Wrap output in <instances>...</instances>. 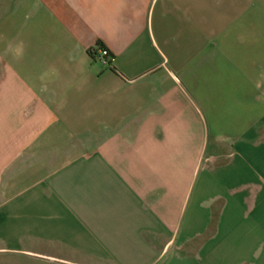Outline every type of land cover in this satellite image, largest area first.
Wrapping results in <instances>:
<instances>
[{
  "label": "crops",
  "instance_id": "1",
  "mask_svg": "<svg viewBox=\"0 0 264 264\" xmlns=\"http://www.w3.org/2000/svg\"><path fill=\"white\" fill-rule=\"evenodd\" d=\"M0 264H264V0H0Z\"/></svg>",
  "mask_w": 264,
  "mask_h": 264
},
{
  "label": "built area",
  "instance_id": "2",
  "mask_svg": "<svg viewBox=\"0 0 264 264\" xmlns=\"http://www.w3.org/2000/svg\"><path fill=\"white\" fill-rule=\"evenodd\" d=\"M92 51L95 60H98L108 66L111 65L110 62L112 61V55L107 48L99 44H95L92 46Z\"/></svg>",
  "mask_w": 264,
  "mask_h": 264
},
{
  "label": "clouds",
  "instance_id": "3",
  "mask_svg": "<svg viewBox=\"0 0 264 264\" xmlns=\"http://www.w3.org/2000/svg\"><path fill=\"white\" fill-rule=\"evenodd\" d=\"M23 42H17L14 45H9L8 52L12 54L14 59H20L23 55Z\"/></svg>",
  "mask_w": 264,
  "mask_h": 264
},
{
  "label": "trees",
  "instance_id": "4",
  "mask_svg": "<svg viewBox=\"0 0 264 264\" xmlns=\"http://www.w3.org/2000/svg\"><path fill=\"white\" fill-rule=\"evenodd\" d=\"M99 45H100V44H99ZM88 52H89L90 56L92 57V59L95 60V59H94V56H93L92 48H90V49L88 50Z\"/></svg>",
  "mask_w": 264,
  "mask_h": 264
}]
</instances>
